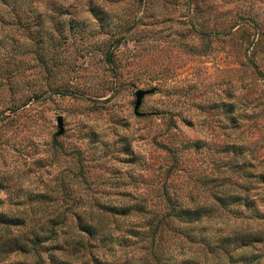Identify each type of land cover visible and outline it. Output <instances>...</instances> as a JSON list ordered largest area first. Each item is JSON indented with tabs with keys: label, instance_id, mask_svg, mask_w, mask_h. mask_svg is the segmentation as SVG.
<instances>
[{
	"label": "rangeland",
	"instance_id": "rangeland-1",
	"mask_svg": "<svg viewBox=\"0 0 264 264\" xmlns=\"http://www.w3.org/2000/svg\"><path fill=\"white\" fill-rule=\"evenodd\" d=\"M137 89L149 92L134 114ZM259 172L264 0H0V212L62 214L58 240L75 234V212H104L90 249L112 261L264 264ZM229 191L255 211L169 214ZM128 204L116 219L101 209ZM233 232L258 237L220 250ZM15 260L30 258L0 264Z\"/></svg>",
	"mask_w": 264,
	"mask_h": 264
},
{
	"label": "trees",
	"instance_id": "trees-1",
	"mask_svg": "<svg viewBox=\"0 0 264 264\" xmlns=\"http://www.w3.org/2000/svg\"><path fill=\"white\" fill-rule=\"evenodd\" d=\"M255 33L252 32L251 38ZM244 41L246 51L250 47V52H253L256 46V41L252 39ZM252 54V53H251ZM253 57V56H252ZM258 58V56H254ZM247 59V58H246ZM256 62H251V66L255 67ZM254 178H258L260 182H264V173L251 174ZM5 184L0 182V189H4ZM39 197L44 198L42 193H25V198L29 201L39 200ZM212 201L208 203L197 204L193 208L171 206L169 208L170 215L175 216L184 222H197L203 217H209L212 214L214 205L224 208L227 213L234 217L238 216V205H242L248 210L255 211L254 198L248 195H241L236 192H214L212 193ZM36 198V199H35ZM42 201V200H41ZM136 204L128 205H111L101 207L102 211H107L112 218L121 215H126L130 209H135ZM235 207V208H233ZM104 212H99L94 215L89 212L86 217L81 213L75 212V234L69 239L62 238L58 240V236L62 234L60 228L66 218L62 214H47L46 216H16L14 214L7 215L0 212V260H4L10 253H19L24 256H29L30 261L15 260L9 264H134L129 258H124L120 261L107 260L103 253L97 254L90 249V239L95 238L98 232L103 230L104 223L100 222ZM27 217V218H26ZM96 217V218H95ZM252 217L262 218L261 214L254 213ZM100 220V221H99ZM26 222L30 226H26ZM98 241L103 243L108 239L106 234L99 233ZM83 237L87 240H83ZM258 237L255 233L239 234L233 232L219 238L217 247L224 251L226 246L230 244L246 245L250 241ZM58 252V254H56ZM228 259H231L228 254ZM231 262V261H230ZM174 264V263H165ZM181 264H200L191 260H183Z\"/></svg>",
	"mask_w": 264,
	"mask_h": 264
},
{
	"label": "water",
	"instance_id": "water-1",
	"mask_svg": "<svg viewBox=\"0 0 264 264\" xmlns=\"http://www.w3.org/2000/svg\"><path fill=\"white\" fill-rule=\"evenodd\" d=\"M147 92H149V91L141 90V89H137L134 92V97H135L134 104H133V112H134V114H138L137 109H138V107L140 105L141 98ZM56 126H57V129H58L57 130V134L61 133V131H62V120H61L60 116L56 117Z\"/></svg>",
	"mask_w": 264,
	"mask_h": 264
}]
</instances>
